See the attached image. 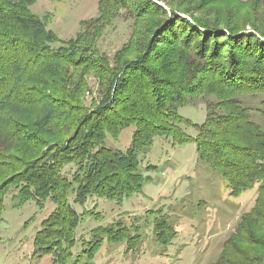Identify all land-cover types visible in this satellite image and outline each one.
Instances as JSON below:
<instances>
[{
  "label": "trees",
  "instance_id": "trees-1",
  "mask_svg": "<svg viewBox=\"0 0 264 264\" xmlns=\"http://www.w3.org/2000/svg\"><path fill=\"white\" fill-rule=\"evenodd\" d=\"M33 1L0 0V220L6 197L50 203L34 243L52 264H68L86 213L73 204L139 192L137 153L155 136L192 140L230 195L257 186L215 264H264V0H98V15L67 41L30 11ZM117 17L131 31L108 55L97 44ZM257 95L260 122L242 98ZM197 97L214 101L190 137L176 108ZM129 126L125 151L106 146ZM153 222L162 242L176 234L165 219ZM118 224L90 229L76 257L90 259L103 238L131 240Z\"/></svg>",
  "mask_w": 264,
  "mask_h": 264
},
{
  "label": "rangeland",
  "instance_id": "rangeland-1",
  "mask_svg": "<svg viewBox=\"0 0 264 264\" xmlns=\"http://www.w3.org/2000/svg\"><path fill=\"white\" fill-rule=\"evenodd\" d=\"M220 5L238 7L230 2ZM29 9L46 22L47 29L67 41L79 33L80 23L98 15V0H34ZM234 9L241 15L247 12V8ZM130 23L117 17L98 40L99 50L112 55L128 39ZM90 85L95 89L91 80ZM242 98L251 107L252 118L260 122L255 109L261 96ZM207 99L214 101L213 97ZM207 99L197 97L176 108L178 115L189 122L182 131L190 137L205 121ZM133 130V126L124 128L106 146L125 151L131 144ZM137 158L143 177L139 192L121 200L90 196L82 205L73 204L77 212L86 213L81 215L75 230L76 241L68 264H215L241 216L253 206L257 186L237 196L230 195L220 174L198 160L192 140L173 144L169 137L155 136L149 147L138 151ZM65 171L71 176L73 167L66 166ZM4 204L0 264H52L51 254H40L34 243L40 222L52 205L45 203L41 207L28 201L14 206L9 197ZM158 218L170 223L176 231L173 238L162 242L153 234V221ZM116 223L128 228L131 240L110 242L103 238L90 259L76 257L81 241L92 239L90 229Z\"/></svg>",
  "mask_w": 264,
  "mask_h": 264
}]
</instances>
